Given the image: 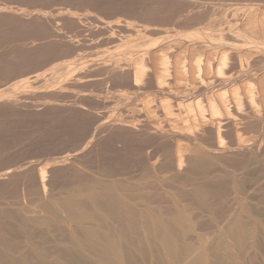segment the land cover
<instances>
[{
	"label": "bare ground",
	"instance_id": "obj_1",
	"mask_svg": "<svg viewBox=\"0 0 264 264\" xmlns=\"http://www.w3.org/2000/svg\"><path fill=\"white\" fill-rule=\"evenodd\" d=\"M92 1H94V0H92ZM150 1H152V0H150ZM197 1H198L197 3H199V2L202 3V0L201 1L197 0ZM206 1L209 2V0H205V2ZM203 2H204V0H203ZM151 3H153V2H151ZM201 3H199V4H201ZM209 3H211V1ZM37 4H38V2H37ZM204 4H206V3H204ZM222 5L224 6V3ZM225 5H229V6L230 5L236 6L237 5L238 8L236 9V7H235L233 9L228 10V11H227L228 8H225L224 10H221L222 11L221 13H223V12L226 13V11L230 13V11H231V13H232L231 15H233V16L237 13H240L241 15H240L239 19L242 16V21L244 22L243 23L244 25L248 26V28L251 31L255 32L256 33L255 35H257V32L260 31L261 33H263V36H264V0H238V2L231 3V4H225ZM54 6H56V4ZM216 6H214V7H216ZM143 7H144V5H143ZM153 7H154V5H153ZM159 7H162V6H159ZM183 7H182V9H183ZM210 8H208L209 10H207L205 12L206 14H201V12L200 13L196 12L197 15L194 14L191 17H189L190 16L189 15L188 16L189 22L190 21H191V23L201 22V20L204 21L203 20L204 18H206V21L209 22V20L211 19V17L213 15L214 16H215V14L221 15V13H217L218 11L216 13L214 12V11L220 10V9L215 10V8H213V10H211L212 8L211 9ZM0 11H2V10H0ZM170 11H172V10L170 9ZM189 11H191V10H189ZM234 11H236L237 13ZM185 12H186V10H185ZM229 13H228V16H229ZM166 14L168 15V13H166ZM225 15L227 16V13ZM231 15L229 18L232 17ZM226 16L222 17V15H221L222 19ZM67 17H69V16H67ZM64 18H66V17L64 16ZM56 20L58 21L59 19H56ZM233 20H235V19L233 18ZM60 21H61V19H60ZM173 21H174V19H173ZM214 21H215V19H214ZM166 22H169V21H166ZM216 22H212V23L217 25V23H219V20L217 23ZM1 23H2V21H1ZM125 23H126V21H125ZM224 23H225V21H224ZM56 24H57V22H56ZM73 24H75V23H73ZM171 25L173 26V24H171ZM171 25H169V27ZM182 25H183V23H182ZM67 28H68V26H67ZM157 28L159 29V27H157ZM160 29H168V28L166 26V28H160ZM12 30H14V29H12ZM71 31H72V29H71ZM69 32H70V30H69ZM232 32H233V30L230 33H232ZM33 33H34V31H33ZM50 33H51V31H50ZM6 35H8V34H6ZM9 35H10V32H9ZM30 35H31V33H30ZM43 35H45V33ZM173 36H171V35L167 36L168 37L167 39H171ZM175 36H177L175 39H178V40H179V38H183L185 36L188 37V35H183V34H175ZM252 37H254L252 39L256 38V40H254L252 42L253 43L252 44L253 51H255V53L259 52V54H260L261 49H262L261 48L262 42L259 41L258 37H255V36H252ZM260 39H261V36H260ZM102 40L104 41V37L102 38ZM224 40L228 41V39H226V38H223L222 40L220 38L218 40V42L221 43ZM170 41H172V39ZM88 42L90 43V41H88ZM51 45H52V43H49L47 45H42V46L45 49H49V46L51 48ZM126 46H129V45L127 44ZM130 47H131V45H130ZM77 48H79V47H77ZM120 48L117 51L114 50V52L115 51L116 52L115 53L113 52V55H115V54L120 55L121 53L122 54H125V53L128 54V52H126V51H129V48H127V47H123L121 49ZM230 48H233V46H230ZM27 49H30V48H27ZM195 49H196V47H195ZM199 49H202V48H199ZM196 50L198 51V49H196ZM105 52H106V50H105ZM100 53H97V55H96L98 58L95 56V54H93L97 58L95 60H98L99 57H101V56H99V55H101ZM130 53H131V51H130ZM261 53H264V51ZM62 54H64V53H62ZM104 54L106 55L107 53H104ZM110 54H112V53L109 52V56H110ZM57 55H56V57H57ZM69 55H70V52H69ZM181 55H183V53ZM201 55L200 56L195 55V50H192L190 57L187 58L185 56L184 58H178L175 60V62L172 63L174 72L176 73V76H175L176 78L174 80L175 85H176V87L174 88L175 90L174 91H171V90L169 91V89L164 90L167 93H169L171 95V97H166L163 99L160 98V101H159L161 108L164 110V112H168V115L173 114L172 112L175 111L173 109L174 104L177 103L178 106H180L182 108L181 113L179 114V116H177L178 117L177 121H179L178 119L181 116L182 117L185 116L189 112L188 110H190V111L192 110L190 121L187 123L181 121L180 123L183 124V125L181 124V126H184V125L189 126V128L187 127L188 130H185V128L183 127L185 130L184 132H186L189 135V136L187 135L188 137L187 136H185V137L187 138V140L190 141L191 145H193V144L194 145L193 146H189V145L185 146V144L183 142L184 135L182 136V134L184 132L181 131L182 127H181V129H177V128L175 130L172 129L171 132L168 130H160L157 128V127H163V125H159L158 123L156 125V123H155L156 117L154 118L152 115V117H153L152 118L149 115V113L155 114V112H150V109L152 107V104L149 105V103H148L151 101L150 100L148 102H143V103H145V104H143V108H142L143 110H139L141 108H137V105H136V108L139 112L146 110L145 111L146 112V114H145L146 119H142V122L144 121L142 128H144L147 131L146 133L144 132L147 135V137L144 136L146 138V139L144 138V140L147 141L146 142L147 145L148 144L151 145V146L148 145L149 147H146V148H150V147L152 148V145H153V147L155 149L154 152H152L150 154V157H148V163L146 161H145L146 163H141V165H144V167H145L144 168V170H145L144 174L146 173V176H144V177L150 178L151 179L150 181L144 178L143 179L144 181H142V183L141 182H139V183L129 182V184H125V183L122 184V183H116L115 181H112V180H110L112 182L106 181V180L101 179V178L100 179H98V178L88 179L86 177V179H83L84 177L81 178V176H80L81 173L79 174L78 171H77V173H75L73 170L70 173L71 177L69 176L70 177V182L68 181L69 183L68 182H65V183L61 182L62 184H59V186L55 185V182L58 179V178H56V176H58V174L63 172L64 179H65V177H66L65 174L69 170V169H66V167L69 164L66 165V167H63V165L67 162L68 159H70V157H76L77 156L76 153H78V152H75V154H67L66 153V155L58 157V158L55 156L56 159L53 156L52 159H55L56 161L52 167H49L50 163L43 165V163H44L43 162L42 163L43 166H41V164L39 163L40 167H37V168L35 167L34 169H32V168L27 169L25 172L22 173V174H25V176L23 177V179H21V183H23L25 185V186L24 185H22V186L25 188L21 189L22 192L20 191V195L18 193H17L18 195L16 193H15L16 195L14 194L15 196H18L17 200L22 199L23 202L22 201H15L17 203H14V200H13V202L10 201V202H12V203H10L6 199V198H8V196H6V198H5V191L4 190H2V191H4V194H0V195H4L2 197L4 199H6L8 203L16 205L15 208H14V206L12 207L15 209V211H13L10 208V206H11L10 204H9V208L11 210L9 208H8V210L6 209L8 204L5 208L6 210L0 207L1 208L0 209V264H264V208H263L264 206L261 205L262 208H259L258 207L259 205L256 206L255 205L256 203H254L255 202L254 201L255 200L254 195H257V194H255L256 190H260L261 193H262V191H264V177L259 178L260 177L259 175H258L259 177H257V176L255 177V173L250 172L251 170L248 171L250 169V167L248 165L251 166L252 164L249 163L247 160L243 159V158H245L244 157V151L245 150L242 151L243 147L245 148L247 146L244 144L246 139H244V137L242 136L240 130L237 128V125L234 127L232 126L231 128H233V130H231V133L234 136V137L232 136L234 138L233 139L234 143H232L230 141L229 143H232L231 144L232 146H227L226 143H227L228 137H227L226 131L228 132V130H226L225 127H227L229 125L224 124L221 121V119L219 118V116L213 110H211V105L209 106L210 107L209 110L212 111L211 112L212 115L210 116V114H209V116H207L206 113H200V112L196 113L195 112V110L198 111V109L200 107V103H201L199 99H195V97H194L195 95L192 96L194 98L191 99V102H189L187 104L184 101L188 97L190 99L191 96H188V97L183 96L184 100H182L181 99L182 97H180V94L183 95L185 92V90L182 89V86H183L182 83H184V84L186 82L190 83L189 85L191 87H193V89L197 88V87L201 88L202 86H204L203 82L205 81L206 78L212 79V78L217 77L216 75H219V74L225 72V70L227 69L229 64H231V61H230L231 60V53L227 49H224V48H223V50L221 49L220 54H218V52H216V51H213V53H210L208 55L209 57L205 58V59H207V61L205 63L202 62L203 58L201 59L200 57H203V56H201ZM9 56H8V58H10ZM262 56L264 57V55H261V57ZM107 57H108V55H106L105 60L107 59ZM102 58L100 60L104 61V59H102ZM134 58H135V60H137L136 57H134ZM85 59L83 57L84 61L82 60L83 61L82 63L77 62V60L74 61L73 63L71 62V64H69V67L67 66L68 69L66 68L67 70L66 71L64 70L65 73L63 72V75H61L62 74L61 73L60 74L61 76H58V77L56 76L57 77L56 81L51 86L49 85V87L51 88L54 86H56V87L58 86L61 88H73L74 86H72V87L70 85L66 86L64 83L66 81H69V79H72L74 77V75H76L77 71H80L81 69H83L85 67V63H84ZM88 59H90V58H88ZM160 59H161L160 57L156 58L154 56L151 59L152 64L150 63L152 65L151 68L153 69L152 72H154L153 77L157 78L158 81L162 80V77L167 73L166 70L162 68V66L160 64ZM248 59H249V57H248ZM47 60H49V57ZM91 60H92V58H91ZM242 60L240 58V62H241L240 65L242 66V67H240L241 70H243V68H244L242 65V63H243ZM244 60H245V58H244ZM258 60H260V58ZM260 61H264V58H262V60H260ZM17 62H19V61L17 60ZM35 62H33V63H35ZM89 62L91 65L92 61L89 60ZM135 62L136 63L133 66L134 68H133V75L132 76L134 77L133 82L137 85L140 83V81L142 79V75L145 72V70L141 66L140 61H135ZM42 64H44V63H42ZM125 65H127V64H125ZM80 72H82V71H80ZM172 72H173V70H172ZM82 74H84V73H82ZM36 75H38V74H36ZM54 75H53V78H54ZM78 75H79V73H78ZM86 75L85 74L81 75L79 80L81 81L82 79H85V77L88 78V77L92 76V75L91 76L90 75L86 76ZM116 76H119V75L117 74ZM123 76L124 75L121 76V79ZM125 77H126V75H125ZM114 78L117 80V78L115 76H114ZM124 78H123V80H124ZM26 79H28V78H26ZM36 79H38V78H36ZM112 79H113V77H112ZM74 83L75 82H73V84ZM77 83H78V81H77ZM199 83H201L202 85L199 86ZM63 84L65 86H61ZM216 84H217V82H216ZM49 87L47 86L46 90ZM56 87H54V88H56ZM39 88L41 89V87H39ZM157 89L158 90H156V91H158L159 93L163 92V90L159 86H157ZM46 90L43 89L44 92ZM51 90L52 89H50L49 91H51ZM53 90H55V89H53ZM59 90H61V89L59 88ZM49 91H47V92H49ZM77 91H78V89H77ZM156 91L153 92V95H155ZM201 91H202V89H201ZM241 91H244V94H247L245 92V89H241ZM19 92H20V90H19ZM39 92H42V91H39ZM66 92H67V90H66ZM72 92L69 91V94ZM196 92H197V90H196ZM196 92H194V94H196ZM20 93H18V94H20ZM229 93H232V92L230 91ZM4 94H1V92H0V98L1 99L3 96H7L9 93L7 95H6V93H4ZM132 94L136 95L135 93H132ZM191 94H193V93H191ZM242 94H243V92H242ZM121 96H122V94H121ZM128 97H130V96H128ZM136 97L138 99L140 98L137 95H136ZM136 97L135 96L132 97L131 102H134ZM7 98H10V97H7ZM171 98L177 102L173 103L174 100L170 101V100H172ZM248 98L247 99L249 100V102L252 103L251 100H254V99H252L251 97H248ZM11 99H14V98H11ZM138 99H137V101H135V103L139 102ZM216 99L217 100H215V101L218 103V106L220 108H225L224 98L223 97H220V98L216 97ZM5 100H7V99H5ZM5 100L2 99V101H5ZM8 100H10V99H8ZM42 100L43 99H41L39 101L41 102ZM145 100H141V101H145ZM263 100H264V97H263ZM7 101H5V102H7ZM15 101H17V100H15ZM46 101H43V102H46ZM153 101L154 100H152V102ZM9 102H11V100ZM17 102L19 103V100ZM40 102H37L38 106H39ZM51 102H50V106H51ZM63 102H65V101H63ZM47 103H48V101H47ZM55 103L56 102L52 103L53 107H54ZM58 103L56 104V106L58 105ZM135 103H133V104H135ZM202 103H204V102H202ZM37 104L36 105L34 104V105L37 106ZM62 104L65 105L67 103H62ZM127 104H128V102L126 103V105ZM253 104L255 106L254 102H253ZM253 104H252V106H253ZM31 105H33V104H31ZM31 105H29V106H31ZM47 105H49V103ZM71 105H73V104H71ZM126 105H124V106L126 107ZM45 106H46V104H45ZM58 106L60 107V105H58ZM74 106H76V105L74 104ZM127 106H130V103ZM131 106H132V104H131ZM133 106H135V105H133ZM140 106H142V105H140ZM80 107H82V106H80ZM47 108H49V107H47ZM92 108H94V107H92ZM248 108H250V107H248ZM21 109H23V108H21ZM35 109H37V108H35ZM53 109L54 108H52V110ZM131 109H134V108H131ZM158 109H159V107H158ZM256 109L254 108V110H255L254 112H259L258 111L259 108L257 111H256ZM241 113H242V111H241ZM36 114H38V113H36ZM50 114L51 113H49L48 115H50ZM52 114L55 115L56 113H54V111H53ZM63 114H64V112H63ZM245 114H244V116H245ZM258 114H256V115H258ZM125 115H126L125 118H124V116L122 117V121H124L123 119H126V122L125 121L124 122L127 124V126L130 125V127H127V126L123 127V125L125 123L123 122L124 123L123 124V123L119 122L118 121L119 118H117V121L115 119V121H113V123L112 122L110 123L114 126V129H115V130L112 129V130H114V132L112 131L113 132L112 136L117 137V138H119V137L123 138L124 139L123 142L125 144L127 141H129L128 140L129 138L136 139L140 143L135 141L134 145L138 147L137 149H141L143 151V149H145V147H144L145 142L142 141L143 137L140 138L139 136H136L138 134V132L136 134L135 133L136 131H133V130H136V126L138 125V123H140V122H138L140 120H138V119L136 120L135 119L136 116H135V118L133 117L132 119H128V118H126L127 114H125ZM259 115H261V114H259ZM116 116H119V115H116ZM129 116H131V115H129ZM145 116H144V118H145ZM262 116H264V115H262ZM208 117H211L212 120L211 119H210L211 121L206 120V119H208ZM28 118H29V116H28ZM88 118H90V117H88ZM141 118H143V117H141ZM173 119H175V122H176V117L172 118V121H173ZM181 119H183V118H181ZM255 119L256 118H254V120ZM263 119H264V117H263ZM51 120H52V118H51ZM61 120H63V119H61ZM78 120L80 121V119H78ZM248 120L251 122V119H248ZM56 121L60 122L59 120H56ZM75 122H76V119H75ZM105 122H106V120H105ZM65 123L67 124L68 122H65ZM98 123H100V122H98ZM101 123L104 124L102 121H101ZM230 123L231 122H229V124ZM108 124H109V122H107L103 126L100 124L102 127L101 128H100V126L97 127L98 129H96V131L99 130V128L101 129V131L102 130L104 131L103 128L105 126L108 127ZM260 124H262V123H260ZM260 124H258V125H260ZM58 125H59V123H58ZM66 126H68V124ZM84 126H85V124H84ZM252 126H253V124H252ZM56 127H57V125H56ZM56 127H55V129H56ZM64 127H63V129H64ZM259 127H261V126H259ZM59 128L60 127H58V129ZM95 128H96V125H95ZM231 128H228V129H231ZM252 128H254V127H252ZM49 129H51V128H49ZM53 129H54V127H53ZM53 129H51V130H53ZM71 129H72V127H71ZM256 129H254V130H256ZM65 130H66V127H65L64 131ZM82 130H81L82 132H80V134H77V135H79L78 136L79 138L81 137L80 136L81 134L88 131L87 129L86 130L82 129ZM91 130L92 129H90V132L89 131L88 132H89V134L91 133L93 135L94 133H92ZM263 130H264V127H263ZM263 130L261 128V133L259 130L260 135L258 137H259L260 142H264V131ZM18 131H20V129ZM94 131H95V129H94ZM132 131L135 134H133ZM252 131H253V129H252ZM35 132H36V130H35ZM69 132L72 133L71 130ZM248 132H250V130ZM257 132H258V130H257ZM49 133H47V134H49ZM56 133H58V131ZM67 133H68V131H67ZM144 133H140V134H144ZM176 133H177V136H176ZM30 134L32 135V133H30ZM91 134H90V138H91ZM45 135H43V136L44 137L48 136V135H46V136ZM50 136H49V140H50ZM85 136H87V133H86V135H84V137ZM61 137H63V136H61ZM74 137L72 140H74ZM31 138H33V136ZM38 138H40V137H38ZM53 138L55 139V137H53ZM59 138H60V136H59ZM81 138L83 139V136ZM90 138L88 137L87 139H90ZM229 139H231V138H229ZM42 140H44V139H42ZM47 140L48 139H46V141ZM51 140H52V136H51ZM56 140H57V138H56ZM68 140H69V138H67V141ZM84 140L85 139H83V141ZM95 140H96V136H95L94 141ZM17 141H19V140H17ZM31 141H32V139H31ZM67 141H66V143H67ZM75 141L77 142L76 138H75ZM43 142L45 143V140ZM55 142H57V141H55ZM32 143L35 144L33 141H32ZM87 143H88V141H87ZM87 143H86V145H87ZM91 143L92 142L90 141L89 144H91ZM129 143H132V142H129ZM129 143H128V146L130 147L131 145H129ZM3 144H4V142H3ZM52 144H54V143H52ZM30 145H31V143H30ZM61 145H59V146H61ZM77 145H79V144L77 143ZM77 145H76V147H77ZM46 146H45V148H46ZM48 146H50V145L48 144ZM59 146L57 148H59ZM64 146L63 147L61 146V147L65 148ZM7 147H9V146H7ZM52 147H56V144L51 146V148ZM71 147L70 148L68 147L67 150L73 148V147L72 148ZM120 147H121V145H120ZM126 147H127V145H126ZM126 147H124V149ZM133 147L134 146H132V148ZM3 148H4V146H3ZM37 148L38 147H36V150H38ZM57 148H56V151H57ZM85 148H86V146H85ZM94 148H96V147H94ZM101 148H102V146H101ZM110 148H109V151H110ZM46 149H49V148L47 147ZM53 149H52V151H54ZM127 149H129V148H127ZM252 149H254V148H252ZM63 150H62V152H63ZM50 151H51V149H50ZM76 151H78V150H76ZM82 151H81V153H82ZM118 151L122 153V151H124V150L120 151L118 149ZM118 151H117V153H118ZM125 151H126V149H125ZM125 151H124V153H125ZM142 151H140V152L142 153ZM32 152H33V150H32ZM38 152H40V151H38ZM112 152H113V150H112ZM147 152H148V150H147ZM105 153H106V150H105ZM117 153H116V155L120 154V153H118V154ZM130 153H131V151H130ZM130 153H128V154H130ZM229 153L236 155L237 158L236 157L235 158L239 159L238 163L236 162V167L238 169L236 170V168H234L235 171L232 170L233 172L228 171V169L226 171V168H227L226 166L230 162V159H229L228 163H225V161H224L225 159H223V158H228L229 156L231 157L232 155H228ZM36 154H38V153H36ZM45 154H46V152H45ZM45 154H43V156ZM147 154H149V152ZM173 154H174V159H175L174 162H176V164L174 163L176 165V166L174 165V167L172 165H170L171 161L174 160V159H171V158H173ZM247 154H248V152H247ZM39 155H41V154H39ZM37 156L38 155H36V157ZM43 156H42V158H43ZM49 156L51 159V155H49ZM22 157H23V155H22ZM44 158H46V157H44ZM1 159H2V157H1ZM6 159H4V160L7 161L8 159L7 160ZM50 159H48L47 161H49ZM160 160H161V162H162V160L164 161L163 165L162 164L159 165ZM153 161H154V164L152 163ZM0 162L2 164V160ZM223 162L225 163L226 166L224 165ZM226 162H227V159H226ZM232 162H230V165L228 164V166H230V169H231V167L233 168V165H234V164L231 165ZM3 163H4V161H3ZM18 163H20V162H18ZM33 163L34 162H32V164ZM219 163L220 164L223 163L221 165L225 166V170L223 169L224 167L222 168ZM22 164H24V163L22 162ZM98 164H99V162H98ZM145 164H146V166H145ZM157 164L160 167L157 166ZM172 164H173V162H172ZM218 164H219V166H217ZM149 165H150V167H149ZM237 165H239L240 167H238ZM15 166H16V164H15ZM60 166H62V167H60ZM247 166L249 167L248 170L246 168ZM19 167H21V166H19ZM19 167L7 168V170L5 172L3 171L4 173L1 175H4V176L12 175V176L17 177V171H18V169H20ZM42 167H46V168L42 169ZM69 167H67V168H69ZM74 167H75V165H74ZM89 167H91V166H89ZM216 167H221L222 170H219L220 168L218 169ZM72 168H73V166H72ZM120 168H122V167H120ZM21 170H23V169H21ZM96 170L100 171L99 169H96ZM119 170H121V169H119ZM245 170H247V171L244 172ZM49 171L53 173V175H51V176H52V178L56 179V181L53 182V180L50 177L48 178V172ZM252 171H253V169H252ZM106 172L112 176V173H113L112 169L110 170V168H109L106 170ZM142 172H143V170H142ZM237 172L242 173V175L238 176L239 174ZM100 173H99V175H101ZM116 173H118V172H116ZM155 173H158V175L155 176ZM235 173H237V174H235ZM19 174H20V172L18 173V175ZM83 174H85V173H83ZM125 174H126V172H125ZM113 175H115V174H113ZM118 176H122V175H118ZM126 176L130 177L131 175L129 174V176H128V174H126ZM116 177H115V179H116ZM9 178H11V176ZM61 178L63 179L62 175H61ZM155 178H157V179H155ZM215 178L218 180H216ZM64 179L62 180L63 182H64ZM7 180H10V179H7ZM12 180H16V179H12ZM253 180H255V183L253 182ZM0 181H2V180H0ZM58 181H59V179H58ZM66 181H67V179H66ZM11 182H13V184H11L12 187H11L10 193H11L12 189L16 190L17 187L19 188V185L21 186L20 181H16V182L11 181ZM2 183L4 184V181ZM130 183H132V184H130ZM6 185H8L7 182H6L5 186ZM14 185H15V187L13 188ZM9 186H10V184H9ZM1 188H0V190H1ZM3 189H5V188H3ZM6 190H7V188H6ZM2 191H0V193ZM229 191L231 192L230 194H229ZM18 192H19V190H18ZM160 193H164V194H160ZM263 193H262V195H263ZM262 195L259 197H262ZM15 196L10 197L8 199L9 200H12L14 198L16 199ZM26 197H29L31 199L37 198L40 200V202L36 206L29 205L31 199L27 198V200L29 202H27V200H26V202H27L26 203L24 201V199ZM255 197H257V196H255ZM3 200H1L2 202H0V204H2V205H4ZM6 200H5V202H6ZM256 202H257V200H256ZM258 202L264 204L263 203L264 199L262 198ZM259 203H257V204H259ZM52 221L54 223L56 222L57 224L58 223L63 224L66 227H68L67 229H69L68 230L69 236L63 233V232H65L63 230H66V228L63 229L62 226H60L62 228V230H58L61 232L58 236L64 234V236L66 235L67 237H69L67 240L64 239L66 237L61 238L64 240V241H61V242H63L62 247H58L56 245L55 246L53 245L54 247L52 246V248H50V247L48 248V246L45 247V243L43 242L45 238L46 239L49 238V237L44 238V236L41 235L43 233L45 234V232H43V230L48 229V231H50V232H53V230L58 232L57 230L54 229V227H56V225ZM43 227H44V229L41 230V232H43V233H41L39 230ZM58 227L59 226H57V228ZM60 227H59V229H60ZM66 232H67V230H66ZM47 234H48V232L46 230L45 236H47ZM55 234L56 233H54L53 236H56L58 233L56 235ZM50 235L51 234H49V236ZM58 238L59 237H57V240H58ZM57 240L55 239L54 241L59 242ZM59 240H60V238H59ZM51 241L52 240L50 239V242ZM50 244H52V243H50ZM50 244H49V246H50Z\"/></svg>",
	"mask_w": 264,
	"mask_h": 264
},
{
	"label": "rangeland",
	"instance_id": "obj_2",
	"mask_svg": "<svg viewBox=\"0 0 264 264\" xmlns=\"http://www.w3.org/2000/svg\"><path fill=\"white\" fill-rule=\"evenodd\" d=\"M149 1L150 0H134V1L133 0H94V1H92V0H75V1L74 0H67V1L66 0H56V1L55 0H21V1L20 0H0V8H1L0 10H2V11H0V17H1L0 18V92H1V94L6 93V95L8 93L9 94L11 93L10 95L8 94L7 96L2 97L3 100L10 99L11 102H9L10 100H8V101L5 100L7 102L2 101V99L0 98V123H1L0 124V133H1L0 134V143H1L0 144V155H1L0 161L2 160V164L0 162V180H2V181H0V188L2 187L0 191H2V190L5 191V198H6V196H8V198L13 197L17 193L20 195L21 189L25 188L22 186L24 184L21 183V179H23V177L25 176V174H22V173L25 172L27 169H29V168L34 169L35 167L36 168L40 167L39 163L41 164V166H43L47 163L48 164L50 163L49 167H52L55 164L56 157L58 158V157L64 156V155H66V153L67 154H75V152H78V153H76V155H77L76 157H70V159L71 158L72 159L71 160L68 159L69 161L67 160V162L63 165V167H66V165H68V164L69 165L67 167L70 166L69 168L66 167V169H69L67 171V173L69 171L70 172L68 174L67 173L65 174V176H66L65 179H64L63 172H61L62 174L60 173L64 179V182L62 181L63 179L61 178L60 174H58V176L55 175L56 178L59 179V181H58V179L56 181V179L52 178V176H51V175H53V173L50 171L48 172V178L50 177L53 180V182L56 181L55 185H57V186H59V184H62V183L68 182V181L70 182V177H71L70 173L73 170L75 173H77V171L79 174L81 173L80 176H81V178L84 177L83 179H86V177L88 179H91V178L100 179L101 178V179H104L106 181L112 180V181H115L116 183H122V184H124V183L129 184V182H132V183L141 182L142 183V181H144L143 180L144 178L150 181L151 180L150 178L144 177V176H146V173L144 174V171H145L144 168L145 167H144V165H141V163H146V162L148 163V157H150V154L152 152H154L155 149H154L153 145H152V148L150 147L152 150L150 148H146V147L151 146L149 144H148L149 145L148 146L146 143L147 141L144 140V138L147 137V135L145 134L147 131L144 128H142V126L144 124V121L142 122V119H146V116H145L146 110L139 112L137 110V108H141L139 110H143L142 109L143 104H145L143 102H148L151 100L150 102H148L149 105L152 104L150 112H155V114L149 113V115L151 117L153 115L154 118L156 117L155 118L156 125H157V123L159 125H163V127H157L158 129L168 130L171 132L172 129L173 130H175L176 128L181 129V127H182L181 131L184 132L185 130H188L189 126H186V125L181 126L182 123H180V122L181 121L186 122V123L189 122L191 119V113H192L191 111L192 110L191 111L188 110L189 112L187 111L188 113L186 112L187 114L183 117L180 115L181 117L178 119L179 121H177V118H178L177 116H179V114L182 111V108L180 106H178V104L176 103L177 101H175L172 98H171L172 100H170V101L174 100L173 103H176L173 106V109L175 111H173L172 113L174 115L169 114L170 116L168 115V112H164V110L161 108L159 101H160V98L163 99L166 97H171V95L164 90H166V89H169V91L175 90L174 88L176 87V85H175L174 80L176 78L175 77L176 73L174 72L172 63L175 62V60L178 58H184L185 56L187 58L190 57L192 50H195V55H197V56H200L202 54L201 56H203V57H200V58L201 59L203 58L202 62L205 63L207 61V59H205V58H208L209 57L208 55L210 53H213V51H216V52H218V54H220L221 49L222 50H223V48L227 49L231 53V60H230L231 64H229V66L227 67L225 72H223L219 75H216L217 77L212 78V79L206 78L205 81L203 82L205 87L202 86L201 88L197 87V88L193 89V87H191L189 85L190 83H188V82H186L185 84L182 83V85H183L182 89L185 90V92L183 95L180 94V97H182L181 99L184 100L183 96H185V97L191 96L190 99H189V97L185 99L184 102H186V104L191 102V99L194 97H195V99H199L201 102L200 107H199L198 111L195 110V112L196 113L197 112L206 113L207 116H209V114H210V116L212 115V113H211L212 111L209 110L210 109L209 106L211 105V110H213L219 116V118L221 119V121L224 124L229 125V126L226 125L227 127H225L226 130H228V132L226 131L227 137H228L227 143H226L227 146H232L231 144L234 143V140H233L234 136L231 133V130H233V128H231V127L232 126L234 127L237 125V128L240 130L242 136L244 137V139H246L244 144L247 146L245 148L243 147V149H242V151H244V150L246 151V152L244 151V157L245 158H243V159L247 160L249 163L252 164L251 166L248 165L250 167V169L248 166L246 167L247 170L249 169L248 171L251 170L250 172L255 173V177L256 176L257 177L260 176L259 178L264 177V173H263L264 172V142H260L259 137H258L260 135L259 130L261 133V128L263 130V127H264V124H263L264 123V119H263L264 116H262V115H264V109H263L264 108V100H263L264 96L261 95L262 92H264V89H262V87L259 88V85H260L259 80L261 77H264V65H263L264 61H260V60H262V58H264L263 56L261 57V55H264V53H261L264 51L263 33L258 31L257 35H255L256 34L255 32L251 31L248 28V26L243 24L244 22L242 21V16L239 19L240 15H241L240 13H237L236 11H234L238 15L235 14L233 16V15H231L232 14L231 11H230V13L227 12L228 10L233 9L235 7L237 9L238 6L237 5L236 6L230 5L231 6L230 7L229 5H225V4L235 3V2H238V0H236V1L235 0H226V1L225 0H214V1L209 0V2L211 1V3L207 2V1L205 2V0L203 2V0H202L203 4L201 2H199L201 4L197 3L198 2L197 0H191V1L187 0L188 2L186 0H177V1L176 0H152L150 2ZM37 2H38V4H37ZM151 2H153V3H151ZM204 3H206V4H204ZM223 3H224V6L222 5ZM55 4H56V6H54ZM143 5H144V7H143ZM153 5L155 8L153 7ZM159 6H162V7H159ZM214 6H216V7H214ZM182 7H183V9H182ZM208 8H210L211 10H213V8H215V10L220 9V10L214 11L215 13L217 11H218L217 13H221L222 12L221 10L228 8L226 11L227 16L225 15L226 14L225 12L221 13L222 17L226 16L223 18L224 19L223 20L220 14L214 13L215 16L213 15L212 16L213 18L211 17L212 20L210 19L209 22L206 21V18L203 19L205 22L202 20H201V22H195V23H191V21L189 22V17H191L194 14L197 15V13H200V12H201V14H206L205 12L207 10H209ZM170 9L172 11H170ZM188 9L191 11H189ZM185 10H186V12H185ZM166 13H168V15ZM228 13H229V16H228ZM230 15L232 16L231 18H229ZM64 16L66 18H64ZM67 16H69V17H67ZM55 18L59 19V20L57 21ZM233 18L235 20H233ZM60 19H61V21H60ZM173 19H174V21H173ZM214 19H215V21H214ZM218 20H219V23H217ZM1 21H2V23H1ZM125 21H126V23H125ZM166 21H169V22H166ZM224 21H225V23H224ZM56 22H57V24H56ZM212 22H216L217 25L212 23ZM73 23H75V24H73ZM182 23H183V25H182ZM171 24H173V26ZM169 25H171V26L169 27ZM67 26H68V28H67ZM166 26L168 29H160V28H166ZM157 27H159V29ZM12 29H14L15 31ZM71 29H72V31H71ZM69 30H70V32H69ZM232 30H233V32L230 33ZM33 31L35 34L33 33ZM50 31H51V33H50ZM9 32H10V35H9ZM30 33H31V35H30ZM44 33H45V35H43ZM6 34H8V35H6ZM175 34L188 35V37L185 36L183 38H179V40H178V39H175L178 36V35L175 36ZM170 35L173 36L171 38L172 41H170L171 39H167L168 38L167 36H170ZM252 36L258 37L259 41L262 42L261 43L262 49L260 52L261 55L259 54V52L255 53V51H253V48H252L253 43L252 42L254 40H256V38L252 39V38H254ZM260 36H261V39H260ZM103 37H104V41L102 40ZM220 38H221V40L223 38H226V39H228V41L224 40L223 42L220 43V42H218V40ZM88 41H90V43ZM42 42L43 43L45 42V43L43 44ZM49 43H52V45H53V46L51 45V48L49 46V49H45L42 46V45H47ZM127 44L129 46H126ZM130 45H131V47H130ZM230 46H233V48H230ZM77 47H79L81 50ZM120 47L121 48H123V47L129 48L130 47L129 51H126V52H128V54L127 53H125V54L121 53L120 55L119 54L113 55L114 50L117 51ZM195 47H196V49H198V51L195 49ZM27 48H30V49H27ZM199 48H202V49H199ZM105 50H106V52H105ZM130 51H131V53H130ZM61 52L64 54H62ZM69 52H70V55H69ZM109 52L112 53V54H110V56H109ZM97 53H100L101 55H99V56H101V57H99L98 60H95L98 58L96 56ZM104 53H107L106 55H108V57H109V58L107 57L108 60L107 59L105 60L106 55ZM182 53H183V55H181ZM93 54H95V56L97 58ZM56 55H57V57H56ZM8 56L10 58H8ZM133 56L136 57L137 60H135V58ZM154 56L156 58H158V57L161 58L160 64H161L162 68L165 69L167 72L162 77V80H160V81H158L157 78L153 77L154 72H152L153 69L151 68V66H152L151 65L152 64L151 59ZM48 57H49V60H47ZM83 57H84V59L86 58L85 62H84L86 68L84 67L83 69H81L80 71H82V72L77 71L79 73V75L76 72L77 76L74 75V77L72 79H69V81H66L64 83L66 86L67 85H70L71 87L74 86L73 88H61L58 86L57 87L54 86L56 88H54V87L50 88L49 87V85L51 86L52 84H54V82L56 81V78L58 76L63 75L64 70L66 71L68 69L67 66L69 67V64H71V62L73 63L74 61L77 60V62L82 63L84 61ZM248 57H249V59H248ZM88 58H90V59H88ZM91 58H92V60H91ZM101 58L104 59V61L103 60L101 61L100 60ZM240 58H241V60L243 59L242 60V62H243L242 65L244 67L243 70L240 69V67H242L240 65V63H241ZM244 58H245V60H244ZM259 58H260V60H258ZM17 60L20 63L17 62ZM89 60L92 61L91 65H90ZM135 61H140L141 66L145 70V72L142 75V79H141L140 83L137 85L133 82L134 77L132 76L133 75V68H134L133 66L136 63ZM33 62H35V63H33ZM42 63H44V64H42ZM125 64H127V65H125ZM172 70H173V72H172ZM82 73H84L85 75L87 74V75H90V76L92 75V76L88 77V78L85 77V79H82L80 81L79 80L80 76L84 75ZM36 74H38V75H36ZM117 74L119 76H116ZM53 75H54V78H53ZM122 75H124V76L121 79ZM125 75H126V77H125ZM114 76L117 78V80L114 78ZM112 77H113V79H112ZM26 78H28V79H26ZM36 78H38V79H36ZM123 78H124V80H123ZM77 81H78V83H77ZM73 82H75V83L73 84ZM216 82H217V84H216ZM261 82L264 83V79H262ZM64 84L61 86H65ZM200 85H202V84L199 83V86ZM47 86L49 87L48 88L49 90L50 89H52V90L55 89V90H53V91L52 90L49 91L48 89L46 90ZM157 86H159L163 90V92L159 93L158 91H156V90H158ZM39 87H41L42 90ZM59 88L61 90H59ZM43 89L46 91L44 92ZM77 89H78V91H77ZM201 89H202V91H201ZM241 89H245V92L247 94H244V91H241ZM19 90L21 93L19 92ZM66 90H67V92H66ZM68 90L70 92H72V91L73 92L69 94ZM196 90H197V92H196ZM39 91H42V92H39ZM47 91H49V92H47ZM154 91H156L155 95H153ZM230 91L232 93H229ZM194 92H196V94H194ZM242 92H243V94H242ZM18 93H20V94H18ZM132 93H135L140 98L138 99L136 97V95H134ZM191 93H193V94H191ZM121 94H122V96H121ZM17 95L18 96L20 95V96L18 97ZM193 95H195V96L192 97ZM128 96H130V97H128ZM131 96L132 97L135 96L136 97V99L134 98L135 101H137V99H138L139 102L138 103L136 102L137 104L135 103L134 100H133L134 102H131V100H132ZM7 97H10V98H7ZM216 97H219V98L223 97L224 98L225 108H220L218 106V103L215 101V100H217ZM248 97H251L252 99H254V100H251L252 103L249 102L250 99ZM11 98H14V99H11ZM41 99H43V100L40 102L39 100H41ZM140 99L141 100L146 99V100L141 101ZM15 100H17V101L19 100V103ZM46 100L48 101L49 105H47L48 103ZM152 100H154V101L152 102ZM36 101L40 102L39 106H38ZM43 101H46V102H43ZM63 101H65V102H63ZM126 101L128 102L127 105H129V103H130V106H131V104H132V106L131 107L127 106ZM50 102H51V106H50ZM54 102H56V103L54 104V107H53L52 103H54ZM202 102H204V103H202ZM253 102L255 103V106H254ZM30 103L33 105H31ZM44 103L46 104V106ZM57 103H58V105H60V107L58 105L56 106ZM62 103H67L68 105L67 104L64 105ZM133 103H135V104H133ZM28 104L31 105L32 107L29 106ZM34 104L35 105L37 104L38 107L35 106ZM71 104H73V105H71ZM74 104L76 106H74ZM252 104H253V106H252ZM124 105H126V107ZM133 105H135V106H133ZM136 105H137V108H136ZM140 105H142V106H140ZM80 106H82V107H80ZM47 107H49V108H47ZM92 107H94V108H92ZM158 107H159V109H158ZM248 107H250V108H248ZM257 107L259 108V110ZM21 108H23V109H21ZM35 108H37V109H35ZM52 108H54V109L52 110ZM131 108H134V109H131ZM254 108L255 109L257 108L256 111L258 110L259 112H254L255 111ZM53 111H54V113H56L55 115L52 114ZM241 111H242V113H241ZM63 112H64V114H63ZM36 113H38V114H36ZM49 113H51V114L48 115ZM124 113L127 114L126 118H128V119H132L133 117L135 118V116H136L135 119L140 120V121H138L140 123H138V125L136 126V130H133V131H136L135 132L136 134L138 132V134L136 136H139L140 138L143 137L142 141L145 142V146H144L145 149H143V151L141 149H137L138 147L134 145L135 141L138 142L136 139L129 138L128 139L129 141H127L125 144L123 142L124 141L123 138H121V137L117 138V137L112 136L115 129H114V126L110 123L111 122L113 123V121H115V119L117 121V118H119L118 121L121 123H123L124 121L126 122V119H123L124 121H122V117L124 116V118H125V116H126ZM132 113L133 114L135 113V114L133 115ZM258 113L261 115H259ZM244 114H245V116H244ZM256 114H258V115H256ZM116 115H119V116H116ZM129 115H131V116H129ZM28 116H29V118H28ZM144 116H145V118H144ZM88 117H90V118H88ZM141 117H143V118H141ZM175 117H176V122H175V119H173V121H172V118H175ZM51 118H52V120H51ZM181 118H183V119H181ZM254 118H256V119L254 120ZM61 119H63L64 121ZM75 119H76V122H75ZM78 119H80V121ZM210 119H211V117H208V119H206V120H210ZM246 119L247 120L251 119V122L249 120H248L249 121L248 122ZM56 120H59L61 123L56 121ZM105 120H106V122H105ZM97 121L100 123H98ZM101 121L104 124L109 122L108 127L105 126L103 128L104 131L103 130L101 131V129H100L104 125L101 123ZM65 122H68L67 123L68 126H66L67 124ZM229 122H231V123L229 124ZM58 123L60 126L58 125ZM257 123L258 124L262 123V124L258 125ZM84 124H85V126H84ZM252 124H253V126H252ZM56 125H57V127H56ZM69 125L72 127V129ZM95 125H96V128H95ZM64 126L66 127L65 131H64V129H65ZM99 126H100L99 130L96 131V129H98L97 127H99ZM126 126H127V124L125 123L123 125V127H126ZM259 126H261V127H259ZM53 127H54V129H53ZM55 127H56V129H55ZM58 127H60V128L58 129ZM63 127H64V129H63ZM127 127H130V125H128ZM183 127L185 128V130ZM252 127H254V128H252ZM49 128H51L53 130H51ZM228 128H231V129H228ZM251 128L253 129V131ZM19 129H20V131H18ZM69 129L71 130L72 133L69 132L70 131ZM82 129H84V130L87 129L89 132H90V129H92L91 132L94 133L93 134L94 136L91 133L90 134H91V138L93 140L90 138V134L88 131H86L83 134L86 135V133H87V136L89 135L88 137L90 139H87L88 138L87 136L84 137L83 134H81L80 136L81 137L83 136V139H85V140L83 141V139L81 137L79 138L78 137L79 135H77V134H80V132L83 131ZM94 129H95V131H94ZM112 129H114V130H112ZM254 129H256V130H254ZM35 130H36V132H35ZM56 130L58 131V133H56L57 132ZM249 130H250V132H248ZM257 130H258V132H257ZM44 131L45 132L47 131V132L45 133ZM67 131H68V133H67ZM133 131H132V133H133ZM39 132L40 133L42 132V133L40 134ZM30 133H32V135ZM44 133L46 135H48L47 136L48 138L43 136V135H45ZM47 133H49V134H47ZM135 133H133V134H135ZM140 133H144L145 135L140 134ZM50 135L52 136V140H51ZM183 135H184L183 142H184L185 146L186 145L193 146L194 144L191 145L190 141L187 140V138L185 137L188 134L186 132H184L182 134V136ZM32 136H33V138H31ZM49 136H50V140H49ZM59 136H60V138H59ZM61 136H63V137H61ZM95 136H96V140L94 141ZM176 136H177V133H176ZM38 137H40V138H38ZM53 137H55V139ZM73 137H74V140H72ZM56 138H57V140H56ZM67 138H69L68 141H67ZM75 138H76L77 142L75 141ZM229 138H231V139H229ZM31 139L35 144L32 143ZM42 139L45 140V143L43 142L44 140H42ZM46 139H48V140L46 141ZM53 139L57 142H55ZM17 140H19V141H17ZM89 140L92 142L91 144H89L90 143ZM66 141H67V143H66ZM87 141H88V143H87ZM230 141L232 143H229ZM3 142H4V144H3ZM129 142H132V143H129ZM30 143H31V145H30ZM52 143H54V144H52ZM77 143L79 145H77ZM86 143H87V145H86ZM128 143H129V145H131L130 147L128 146ZM138 143H140V142H138ZM48 144L50 146H48ZM55 144H56V147L51 148V146H53ZM2 145L4 146V148ZM59 145H61L62 147L65 145L64 146L65 148H62ZM76 145H77V147H76ZM120 145H121V147H120ZM126 145H127V147H126ZM7 146H9V147H7ZM45 146H46V148L48 147L49 149H46ZM58 146H59V148H57ZM85 146H86V148H85ZM101 146H102V148H101ZM132 146H134L133 147L134 149L132 148ZM36 147H38L37 148L38 150H36ZM68 147L69 148L71 147L72 149L67 150ZM94 147H96V148H94ZM124 147H126L125 149L127 152L125 151ZM56 148H57V151H56ZM109 148H110V151H109ZM117 148L120 151L124 150L125 153H124V151H122V153L119 152ZM127 148H129V149H127ZM252 148H254V149H252ZM50 149H51V151H50ZM52 149L54 151H52ZM32 150H33V152H32ZM43 150L46 152V154ZM62 150H63V152H62ZM76 150H78V151H76ZM105 150H106V153H105ZM112 150H113V152H112ZM116 150L120 154H118ZM147 150H148L149 154H147L148 153ZM38 151H40V152H38ZM81 151H82V153H81ZM130 151H131V153H130ZM140 151H142V153ZM247 152H248V154H247ZM36 153H38V154H36ZM116 153L119 156L116 155ZM128 153H130V154H128ZM39 154H41V155H39ZM43 154H45V155L43 156ZM48 154L51 155V159H50V156ZM22 155H23V157H22ZM36 155H38V156L36 157ZM228 155H232V156L231 157L229 156L228 158H223V159H225L224 160L225 163H228L229 159H230V162L233 161L231 163V165L232 164H234V165H233V168L231 167V169H230V166H228V164L230 165V162L227 164V166L223 162L224 165L227 167L226 171L228 169V171L231 172L232 170H234V168H236V170H237L238 168L236 167V162L238 163L239 159H236L237 158L236 155H233L230 153ZM42 156H43V158L44 157H46V158L43 159ZM53 156L55 159H52ZM1 157H2V159H1ZM47 158L50 160L47 161L48 160ZM4 159H6L7 161H5ZM171 159H174V154H173V158H171ZM226 159H227V162H226ZM3 161H4V163H3ZM174 161H175V159L172 160L171 164H170L173 167L176 164V162H174ZM18 162H20V163H18ZM22 162L24 164H22ZM32 162H34V163L32 164ZM98 162H99V164H98ZM163 162H164L163 160H162V162L160 160L159 165H161V164L163 165ZM172 162H173V164H172ZM42 163H43V165H42ZM152 163L154 164V161ZM223 163H221V164H223ZM15 164H16V166H15ZM219 164L217 166H219ZM221 164H220V166L222 168L224 167L223 169L225 170V166L221 165ZM74 165H75V167H74ZM159 165L157 164V166H159ZM19 166H21V167H19ZM72 166H73V168H72ZM89 166H91V167H89ZM145 166H146V164H145ZM237 166L240 167L239 165H237ZM10 167H19L20 168L17 171V177L12 176V175H9V176L1 175L7 170V168H10ZM60 167H62V166H60ZM120 167H122V168H120ZM149 167H150V165H149ZM221 167H216V168H218V169L220 168L219 170H222ZM44 168H46V167H42V169H44ZM109 168H110V170L112 169V171H113L112 176L106 172V170ZM118 168L121 170H119ZM21 169H23V170H21ZM96 169H99L100 171H98ZM141 169L143 170V172ZM252 169H253V171H252ZM247 170H245L244 172H246ZM19 172H20V174L18 175ZM82 172L85 174H83ZM98 172L99 173L101 172L100 173L101 175H99ZM116 172H118V173H116ZM125 172H126V174H128V176H129V174L131 176L127 177ZM237 173L239 174L238 176L242 175V173H239V172H237ZM237 173H235V174H237ZM113 174H115V175H113ZM118 175H122V176H118ZM157 175H158V173H155V176H157ZM10 176L12 179H16V180H12L11 178H9ZM115 177H116V179H115ZM7 179H10L11 181H15V182L20 181L21 186L19 185V188L17 187L19 192L17 189L16 190L12 189V191L10 193V190L12 187L11 184H13V182H11L10 180H7ZM66 179H67V181H66ZM155 179H157V178H155ZM216 180H218V179H216ZM3 181H4V184L2 183ZM112 181H110V182H112ZM6 182L8 185L5 186ZM253 182L255 183V180H253ZM132 183H130V184H132ZM9 184H10V186H9ZM15 185L13 186V188L15 187ZM3 188H5V189H3ZM6 188H7V190H6ZM4 191H2L0 194H4ZM263 192L264 191H262V193ZM230 193L231 192L229 191V194ZM262 193L260 190H256L255 194H257V195H254V199H255L254 203H256L255 204L256 206L259 205L258 206L259 208H262L261 205L264 206V204L258 202L260 199H262V198L264 199V193H263V195H262ZM160 194H164V193H160ZM261 195H262V197H259ZM2 196H4V195H0V197L2 198V199L0 198V202H2L1 200L4 199ZM255 196H257V197H255ZM15 197H16V199L11 198L12 200H9L8 198H6V199L9 202L10 201L13 202V200H14V203H17L15 201H22L23 202L22 199L17 200L18 196H15ZM27 198L31 199L29 197H26L24 199L25 202H26ZM6 199L3 200L4 205L0 204V207L5 209L7 204H8V206L6 208L8 210L9 204L12 202L8 203ZM5 200L7 203L5 202ZM256 200H257V202H256ZM27 202H29V201L27 200ZM39 202H40L39 199L32 198L30 200L29 205L36 206L37 204H39ZM257 203H259V204H257ZM10 205H11L10 208L13 211H15L14 208L16 205H14V204H10ZM13 206H14V208H12ZM54 224L56 225V227H54V229L57 231L62 230V228L63 229L66 228L67 232H66V230H63V231H65L63 233L68 235V233H69L68 232L69 229H67L68 227H66L65 225L60 224V223H58L59 224L58 225L56 222ZM57 226H59V227L62 226V228L60 227V229H59V227L57 228ZM43 229H44V227L41 228L39 231L41 232V230H43ZM46 230L48 232L47 236H45ZM46 230H43V232H45V234L43 232H41L44 234V235L41 234L42 236H44V238L49 237L48 238L49 240L45 238L43 241L45 243V247L48 246V248L49 247L52 248L53 245L54 246L56 245L58 247H62L63 242H61V241H64V240L61 238L66 237V238H64L65 240H67L69 238L66 235L64 236V234L58 236L61 233L60 231L56 232L53 230V232H50V231H48V229H46ZM52 233L53 234L58 233V234L57 235L55 234L56 236H53ZM49 234H51V235L49 236ZM57 237H59L60 240H59V238L57 240ZM50 239L52 240L51 242H50ZM55 239L57 241H59L60 243L54 241ZM50 243H52V244H50ZM49 244H50V246H49Z\"/></svg>",
	"mask_w": 264,
	"mask_h": 264
},
{
	"label": "crops",
	"instance_id": "obj_3",
	"mask_svg": "<svg viewBox=\"0 0 264 264\" xmlns=\"http://www.w3.org/2000/svg\"><path fill=\"white\" fill-rule=\"evenodd\" d=\"M262 79H264V77H261V78H260V80H259V83H260V85H259V88H260V87H262V89H264V87H263V86H264V83H263V82H261V80H262ZM261 95H263V96H264V92H262V94H261Z\"/></svg>",
	"mask_w": 264,
	"mask_h": 264
}]
</instances>
